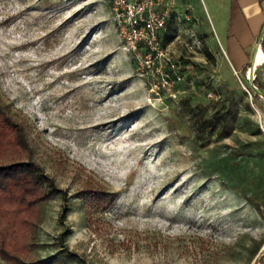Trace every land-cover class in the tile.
<instances>
[{
	"label": "rangeland",
	"instance_id": "rangeland-1",
	"mask_svg": "<svg viewBox=\"0 0 264 264\" xmlns=\"http://www.w3.org/2000/svg\"><path fill=\"white\" fill-rule=\"evenodd\" d=\"M190 3L160 33L183 76L174 100L151 91L159 61L125 50L111 0H0V101L61 191L30 260L264 264V99ZM195 113L224 115L229 134L201 142ZM87 187L113 194L93 221Z\"/></svg>",
	"mask_w": 264,
	"mask_h": 264
},
{
	"label": "trees",
	"instance_id": "trees-1",
	"mask_svg": "<svg viewBox=\"0 0 264 264\" xmlns=\"http://www.w3.org/2000/svg\"><path fill=\"white\" fill-rule=\"evenodd\" d=\"M165 44V43H164ZM209 60L213 53L205 50ZM255 84L262 91L258 83ZM256 99L259 95H254ZM197 138L208 143L218 129L219 136L228 135L226 117L215 114L210 118L195 113ZM56 193H61L54 180L34 159L33 149L25 125L17 121L8 106L0 101V257L11 264H46L44 260H30L36 241L37 227L42 217V206ZM83 209L89 221L112 202L113 194L102 188L87 187ZM67 202V198L63 197ZM68 212L63 205L61 221Z\"/></svg>",
	"mask_w": 264,
	"mask_h": 264
},
{
	"label": "crops",
	"instance_id": "crops-1",
	"mask_svg": "<svg viewBox=\"0 0 264 264\" xmlns=\"http://www.w3.org/2000/svg\"><path fill=\"white\" fill-rule=\"evenodd\" d=\"M189 7L212 30L233 71L249 77L254 70L252 80L258 76L264 92V0H191Z\"/></svg>",
	"mask_w": 264,
	"mask_h": 264
},
{
	"label": "built area",
	"instance_id": "built-area-1",
	"mask_svg": "<svg viewBox=\"0 0 264 264\" xmlns=\"http://www.w3.org/2000/svg\"><path fill=\"white\" fill-rule=\"evenodd\" d=\"M175 5L176 0H111L113 17L125 50L148 68L159 61L156 73L160 80L153 84L151 91L159 92L162 88L174 100L180 95L178 85L183 76L178 63L162 47L160 33L166 28L170 8Z\"/></svg>",
	"mask_w": 264,
	"mask_h": 264
},
{
	"label": "water",
	"instance_id": "water-1",
	"mask_svg": "<svg viewBox=\"0 0 264 264\" xmlns=\"http://www.w3.org/2000/svg\"><path fill=\"white\" fill-rule=\"evenodd\" d=\"M249 78V77H248ZM250 80V79H249ZM251 81V83H254V81H255V79H253V80H250ZM253 86H254V84H253ZM254 88H255V90H256V92H257V94L261 97V98H263L261 95H260V93L259 92H262L263 94H264V92L263 91H261L260 89H258L257 87H255L254 86Z\"/></svg>",
	"mask_w": 264,
	"mask_h": 264
},
{
	"label": "bare ground",
	"instance_id": "bare-ground-1",
	"mask_svg": "<svg viewBox=\"0 0 264 264\" xmlns=\"http://www.w3.org/2000/svg\"><path fill=\"white\" fill-rule=\"evenodd\" d=\"M249 78L252 80L253 75H250ZM259 93H260V95H261V96L263 97V99H264V94H263L262 92H259Z\"/></svg>",
	"mask_w": 264,
	"mask_h": 264
}]
</instances>
